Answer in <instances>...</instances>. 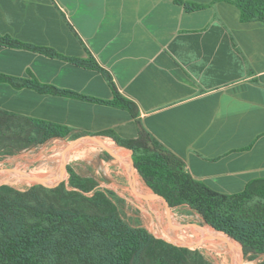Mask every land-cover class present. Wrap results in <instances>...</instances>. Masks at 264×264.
Returning a JSON list of instances; mask_svg holds the SVG:
<instances>
[{"label": "crops", "instance_id": "obj_1", "mask_svg": "<svg viewBox=\"0 0 264 264\" xmlns=\"http://www.w3.org/2000/svg\"><path fill=\"white\" fill-rule=\"evenodd\" d=\"M187 1L206 6L191 11L176 0H0V34L92 57L103 69L0 44V73L106 101L114 98L112 82L136 113L2 81L0 108L72 129L52 140L97 139L130 155L104 132L128 140L145 128L195 179L223 193L242 191L264 177V22L242 21L229 0ZM94 157L87 171L75 170L125 197L128 207L143 208L136 198H145L143 187L153 190L138 171L109 153Z\"/></svg>", "mask_w": 264, "mask_h": 264}, {"label": "trees", "instance_id": "obj_2", "mask_svg": "<svg viewBox=\"0 0 264 264\" xmlns=\"http://www.w3.org/2000/svg\"><path fill=\"white\" fill-rule=\"evenodd\" d=\"M176 1L191 11L206 6ZM229 1L239 8L242 21L264 22V0ZM0 44L32 49L103 71L92 57L66 56L9 35L0 34ZM0 81L40 93L111 103L136 113L133 102L124 98L112 82L114 98L106 101L41 83L35 77L0 73ZM71 133L72 129L62 124L0 108V158ZM104 135H111L118 145L131 150L134 166L145 184L171 207L186 206L205 224L236 238L246 259L264 254V177L251 180L238 193H223L195 179L183 160L145 128L128 140L110 131ZM61 172L62 167L54 176L37 179L57 184L59 180H51L60 178ZM68 172V182L52 187L34 184L18 189L0 184V264H216L200 249L177 245L158 237L140 221H130L126 217V198L101 187L95 177L81 175L72 166ZM231 247L235 250L233 244Z\"/></svg>", "mask_w": 264, "mask_h": 264}, {"label": "rangeland", "instance_id": "obj_3", "mask_svg": "<svg viewBox=\"0 0 264 264\" xmlns=\"http://www.w3.org/2000/svg\"><path fill=\"white\" fill-rule=\"evenodd\" d=\"M72 141L71 139H54L38 147L1 157L0 184H9L18 189H26L34 184L52 187L62 181H69V166L74 169L80 167L82 170L87 171V160L91 156L101 158L105 153H109L117 164L124 165V163L131 162L130 153L120 151L116 145L113 146L114 144H106L110 150L93 143L80 144L69 148ZM111 149H113L114 154L110 152ZM94 152H96V155ZM127 155L130 157H127ZM61 167L60 178L51 180H59L57 184L48 185L42 182L40 178L35 179L39 174V177L54 176ZM126 168L130 167L126 166ZM143 188L145 189L143 195L145 198H136V202L142 204L143 208L140 209L134 205L133 207L126 206V217L130 221H140L158 237L170 242L198 248L209 260L216 264L242 263L240 247L233 238L228 237L224 240L221 236H216L207 227L213 232L215 230L205 224L199 214L190 211L186 206L172 208L170 212L166 203L154 196V191H150L147 187ZM210 235L213 239L209 238ZM232 244L235 246V250L232 249ZM242 264H264V254L254 260L245 258Z\"/></svg>", "mask_w": 264, "mask_h": 264}, {"label": "water", "instance_id": "obj_4", "mask_svg": "<svg viewBox=\"0 0 264 264\" xmlns=\"http://www.w3.org/2000/svg\"><path fill=\"white\" fill-rule=\"evenodd\" d=\"M93 137H94V136H93ZM94 138H95V137H94ZM85 143H88V144L97 143L98 145H100V146H102V147H104V148H108L106 144L101 143V142H100L99 140H97V139H95V141H91V140L88 141V140H85V139H83V138H78V139L73 140V141L71 142V144H69V148H73L74 146H77V145H80V144H85ZM108 149H109V148H108ZM109 150H110V149H109ZM128 150H129V149H128ZM130 151H131V150H130ZM110 152H111L112 154H114L113 151H110ZM130 160H131V162H130L129 164H126V163H124V162H122V163H124V165L130 167V169H132V170L135 172V171H136V168H135V166H134V163H133L132 157H130ZM153 194H154L155 197L160 198V199H163L164 202L166 203V205L168 206L170 212L172 211V208H173V207H171V205L169 204V202H168L164 197L158 195V194L155 193V192H154ZM213 229H214V228H213ZM214 230H215V229H214ZM215 232H216V233H220V234L228 235V236L232 237V238L237 242V244L239 245L240 250H241V260H242V263H243L246 257H245V254H244L243 247H242L241 243H240L236 238H234L233 236H231V235H229V234H227V233H225V232L218 231V230H215ZM154 234H155V233H154ZM175 244H177V243H175ZM177 245H179V244H177ZM187 246H188V245H187ZM189 247H190V246H189ZM191 248H192V247H191ZM242 263H241V264H242Z\"/></svg>", "mask_w": 264, "mask_h": 264}, {"label": "bare ground", "instance_id": "obj_5", "mask_svg": "<svg viewBox=\"0 0 264 264\" xmlns=\"http://www.w3.org/2000/svg\"><path fill=\"white\" fill-rule=\"evenodd\" d=\"M119 149H120V148H119ZM111 150H112V149H111ZM63 154H64V153H63ZM127 157H129V156L127 155ZM61 158H62V157H61ZM127 164H129V163H127ZM39 175H40V174H39ZM39 175H38L35 179H37V178L39 177ZM150 195L153 196L152 194H150ZM150 195H149V196H150ZM149 196H148V197H149ZM215 233H216V232H215ZM215 233H214V234H215ZM216 234L219 235V236H221L224 240H225V238H228V237H226V236L223 235V234H220V233H216ZM216 234H215V235H216ZM217 235H216V236H217ZM209 238L213 239V237H212L211 235L209 236ZM233 264H234V263H233Z\"/></svg>", "mask_w": 264, "mask_h": 264}]
</instances>
